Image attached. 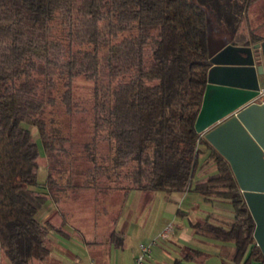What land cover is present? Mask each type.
<instances>
[{
	"label": "trees",
	"instance_id": "obj_1",
	"mask_svg": "<svg viewBox=\"0 0 264 264\" xmlns=\"http://www.w3.org/2000/svg\"><path fill=\"white\" fill-rule=\"evenodd\" d=\"M250 2L0 0V253L10 264L45 260V204L68 222L58 206L85 189L122 191L121 204L131 191H191L227 203L231 217L209 213L192 229L221 243V264H264L228 161L194 128L213 31L254 41L241 29ZM77 79L89 83L87 97L74 95ZM81 112L89 135L76 156L67 121ZM33 128L47 160L44 191L36 189ZM200 145L209 149L202 165ZM208 167L215 172L194 178ZM111 224L109 239L119 243Z\"/></svg>",
	"mask_w": 264,
	"mask_h": 264
},
{
	"label": "crops",
	"instance_id": "obj_2",
	"mask_svg": "<svg viewBox=\"0 0 264 264\" xmlns=\"http://www.w3.org/2000/svg\"><path fill=\"white\" fill-rule=\"evenodd\" d=\"M241 29L249 37L251 34L255 36V40L239 44L230 42L228 38L212 36L214 43L226 39L234 46L254 48L264 44V0H251L245 10ZM200 149L204 161L209 149L206 145H200ZM158 192L150 205L157 206L152 214L151 209L148 210L149 214L146 210L137 214L136 207L140 204V198L133 203L136 193H129L130 198L124 201L121 217L115 227L121 234L119 243L109 239L110 230L107 227L98 236L94 232L87 234L71 222L62 221V217H59V226L46 220L52 226L48 235L49 254L45 260H35L31 264H134L139 245L152 241L169 224L173 226L169 238L159 240L152 246L151 256L144 264H221V243L196 234L191 227L193 222L202 220L209 214L203 210L204 204L208 202L191 191L170 195L163 192L164 195L156 199L157 194H160ZM213 215L228 218L232 214ZM0 264H10L1 253Z\"/></svg>",
	"mask_w": 264,
	"mask_h": 264
},
{
	"label": "water",
	"instance_id": "obj_3",
	"mask_svg": "<svg viewBox=\"0 0 264 264\" xmlns=\"http://www.w3.org/2000/svg\"><path fill=\"white\" fill-rule=\"evenodd\" d=\"M210 68L195 131L229 163L264 254V44L209 43Z\"/></svg>",
	"mask_w": 264,
	"mask_h": 264
},
{
	"label": "rangeland",
	"instance_id": "obj_4",
	"mask_svg": "<svg viewBox=\"0 0 264 264\" xmlns=\"http://www.w3.org/2000/svg\"><path fill=\"white\" fill-rule=\"evenodd\" d=\"M260 5V4H258ZM222 35L219 34L218 29H214L213 37L221 38ZM89 83L81 79H77L74 84V95L76 97H87L89 95L88 89ZM71 125V131L73 132V139L75 141L72 144L71 149L74 155L78 156L82 154L81 144L88 139L89 135V126L87 121V113L81 112L76 113L71 116L70 121H67ZM32 134L38 145V168L36 172L37 182L39 187L36 188L39 191H44L41 187L45 184L47 178V163L46 155L41 144V139L38 132L33 128ZM202 153L198 157V164L202 165L206 162L207 158L203 161ZM211 167L205 168L202 170H197L194 178H199L200 176H205L206 174H212L215 170ZM202 172V173H200ZM135 196L133 197L134 202L138 197L140 198V204L137 206V214H142L143 211H147L149 214V209L152 210L151 214L157 209L156 205L150 207L151 203L155 198V193L151 191H134ZM156 197L159 198L161 195H164L163 192H158ZM73 199L65 202H61L58 206L61 209L66 211V217L68 222H71L77 225L80 229L84 230L87 234L96 233L98 236H101L102 232L105 230L104 227L107 224L114 222V228L117 226L119 219L121 217L122 209L124 208V203L121 204L122 200V191H114L110 194L96 192L93 189H85L79 192H76L73 195ZM132 197V196H131ZM130 198V196H127ZM126 198V199H127ZM125 199V200H126ZM157 204V203H156ZM203 210L208 213H231V207L227 203H208L204 204ZM131 214V213H129ZM41 221L50 220L56 226L60 225L59 214L57 212V206L54 205L51 200H48L45 204L44 210L40 213L39 216ZM123 224V222H122ZM112 225V224H111ZM126 226L127 223H124ZM113 228V227H111ZM169 238V237H168ZM167 238V239H168Z\"/></svg>",
	"mask_w": 264,
	"mask_h": 264
},
{
	"label": "built area",
	"instance_id": "obj_5",
	"mask_svg": "<svg viewBox=\"0 0 264 264\" xmlns=\"http://www.w3.org/2000/svg\"><path fill=\"white\" fill-rule=\"evenodd\" d=\"M172 224L167 225L152 241L148 243H142L139 245V253L134 259V264H144L147 258H150L152 252V246L159 240L167 239L172 233Z\"/></svg>",
	"mask_w": 264,
	"mask_h": 264
},
{
	"label": "flooded vegetation",
	"instance_id": "obj_6",
	"mask_svg": "<svg viewBox=\"0 0 264 264\" xmlns=\"http://www.w3.org/2000/svg\"><path fill=\"white\" fill-rule=\"evenodd\" d=\"M261 216L263 217V220H264V209H262V211H261Z\"/></svg>",
	"mask_w": 264,
	"mask_h": 264
}]
</instances>
